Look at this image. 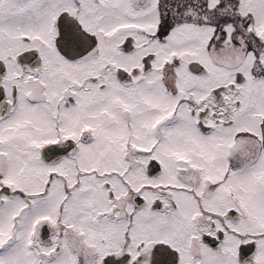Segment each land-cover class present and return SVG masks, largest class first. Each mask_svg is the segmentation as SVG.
<instances>
[{
    "label": "snow or ice",
    "instance_id": "6c2138e0",
    "mask_svg": "<svg viewBox=\"0 0 264 264\" xmlns=\"http://www.w3.org/2000/svg\"><path fill=\"white\" fill-rule=\"evenodd\" d=\"M0 264H264V0H0Z\"/></svg>",
    "mask_w": 264,
    "mask_h": 264
}]
</instances>
